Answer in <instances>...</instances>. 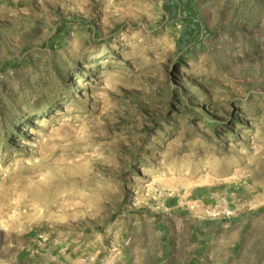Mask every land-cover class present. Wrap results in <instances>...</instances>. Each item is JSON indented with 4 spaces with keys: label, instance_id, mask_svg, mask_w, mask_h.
I'll use <instances>...</instances> for the list:
<instances>
[{
    "label": "rangeland",
    "instance_id": "1",
    "mask_svg": "<svg viewBox=\"0 0 264 264\" xmlns=\"http://www.w3.org/2000/svg\"><path fill=\"white\" fill-rule=\"evenodd\" d=\"M200 230L264 264V0H0V264Z\"/></svg>",
    "mask_w": 264,
    "mask_h": 264
},
{
    "label": "crops",
    "instance_id": "2",
    "mask_svg": "<svg viewBox=\"0 0 264 264\" xmlns=\"http://www.w3.org/2000/svg\"><path fill=\"white\" fill-rule=\"evenodd\" d=\"M227 244L232 243L224 237L218 239L209 236L206 230H200L191 233L182 246L172 238L165 239L157 252L148 251L143 246L135 249L131 246L106 258L104 264H222L225 253L228 258L232 256L225 250ZM209 247L210 250L207 249Z\"/></svg>",
    "mask_w": 264,
    "mask_h": 264
},
{
    "label": "built area",
    "instance_id": "3",
    "mask_svg": "<svg viewBox=\"0 0 264 264\" xmlns=\"http://www.w3.org/2000/svg\"><path fill=\"white\" fill-rule=\"evenodd\" d=\"M227 213H229V212H227Z\"/></svg>",
    "mask_w": 264,
    "mask_h": 264
}]
</instances>
